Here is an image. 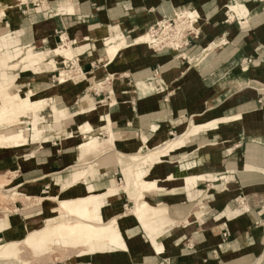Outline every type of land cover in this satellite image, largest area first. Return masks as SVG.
<instances>
[{
    "label": "crops",
    "instance_id": "obj_1",
    "mask_svg": "<svg viewBox=\"0 0 264 264\" xmlns=\"http://www.w3.org/2000/svg\"><path fill=\"white\" fill-rule=\"evenodd\" d=\"M177 14L192 25L179 46H152L146 33ZM0 83V101L15 84L46 105L33 114L36 138L30 117H19L23 135L0 130L18 142L0 148V189L11 180L19 199L33 200L0 209V246L47 253L68 218L57 199L82 197L98 224L95 252L48 264H264V0H0ZM179 136L186 144L161 163L125 171L134 184L149 172L160 190L145 199L165 206L140 225L118 190L126 177L115 152L146 153Z\"/></svg>",
    "mask_w": 264,
    "mask_h": 264
},
{
    "label": "rangeland",
    "instance_id": "obj_2",
    "mask_svg": "<svg viewBox=\"0 0 264 264\" xmlns=\"http://www.w3.org/2000/svg\"><path fill=\"white\" fill-rule=\"evenodd\" d=\"M176 17L178 19H176L175 25L170 26V24H168L166 22H161L160 23V27H161L160 30L158 28H156V29H154V31L152 30V31L146 33L149 36V38L152 39V43H153L152 46L160 47L161 45H164V44L167 45L168 42L170 43V44H168L169 46H173V47L179 46V42H180V39H181L184 31L187 28H190L192 25H188L184 22V20L187 19L186 17L180 18V14L176 15ZM188 20H190V19H188ZM166 27H168V28H166ZM157 30H159V31L156 34H154V32ZM153 36H154V39L152 38ZM3 51L4 50L2 48L1 53ZM69 54H70V57H72V53L70 52V50H69ZM24 60H25V58H24ZM26 61H28V60H25L23 63H27ZM30 63H32V62H29L27 64H30ZM65 78H63L61 80V82H64ZM0 85H1V83H0ZM14 89H15V84L11 89H8L7 95L4 98L5 102L11 98L12 104L11 103H9L11 105L6 104L9 108L7 107L8 110L4 111L0 116V126H1L0 130L3 128H6V127L9 128L10 126L15 127L14 129H16V130L19 129V126H21V122L19 120V117H21V118L22 117L33 118L32 123L34 125V123L36 121L34 115H36V112L42 108H44L43 111H45L46 105H44V106L42 105L44 103L39 104V105L36 104L38 102H44V101H40V100L33 98L32 106L28 108L24 104L23 97L17 98L15 96V95L20 94V93L19 92H15V93L12 92ZM8 94H9V96H8ZM43 111L39 112L38 115L41 116V113ZM44 121H45V118L41 117V120H39V123L44 122ZM8 122H11V123L7 124ZM2 124H6V125L2 126ZM81 130H84V128H82ZM19 131H21L20 135H23L24 130L19 129ZM27 134L29 135L30 133L27 132ZM1 136H0V145H1L0 148L8 147V144L10 141L13 142V144L15 146H18V142L16 141V137H13V136L10 137L9 134H7V133H5V136H2V137ZM39 141L40 140H38L36 142H39ZM96 141L99 142V140L97 138H94V142H96ZM2 144H5V146H2ZM168 146H169V142L164 144V146H162V147L155 148V149H149L148 152H146V153H140L137 155H129V156H125L120 152H118V153L115 152V155L117 156L121 166L124 168V173H125V177H126L125 183L122 186H119V189L118 188H116V189L121 190V191H125L129 195L130 200H132L133 196H136V191H137V187H138L140 179L138 180L136 177H134L135 181L137 182V183L135 182V184H134V182H132V178H129L128 176H126L127 172H125V171L136 172L139 169L140 164H144V166L149 167L148 170H150L154 165L161 163L162 159L172 152V150L168 149ZM132 167H135V169H132ZM92 169H93V166H92V168L88 167L86 169L85 174L81 173L79 175L80 180L85 178L90 173V171ZM79 172H81V171H79ZM78 174L79 173L76 172L74 179H73L71 185H69V186H72V185L77 183V182H75V179H76L75 177ZM146 174H147V172L144 173L145 176H146ZM5 180H7V179L5 178ZM127 186H129V187H127ZM4 188L7 191L4 190L3 188L0 189V209L11 211V207L14 206V204L19 200L23 201L26 204V206H30L32 204L33 200L31 198L19 199V197L16 195L17 192L15 190H13L15 188H14V183L11 180H9L8 185H6ZM97 197H98V195L91 194L89 197L90 199L88 198L87 201L94 200ZM44 200L45 199H41V200H38V202H43ZM77 201H78V203L75 202L71 208L70 207L61 208L59 206L58 210L64 211L71 218L75 214V212L78 211L79 207H80V209H83L85 207V206H83V207L81 206L82 203H84V200L82 199V197H79ZM154 210L155 209H153L150 206L146 215L148 213H149L148 215L153 214ZM160 211L161 210H156L154 212L155 215L153 217H156L158 214H160ZM64 219H65V217H64ZM87 219H88V217H87ZM147 220L148 219L144 220V222H142L140 225H144ZM65 221L66 220L62 221L59 225H57L55 227L60 232V236L55 235L53 237V239L50 240L49 243H51V247H50L49 251H48V249L46 250L47 253L35 254L31 251L30 245L27 244L25 246L22 242H20V243H16V244L19 245V248L22 251V254L20 256V258L22 260L20 262H13V263L6 262V263H2V264H25V262H28L29 264H48V263H52L53 258H56V257H59L61 260H66L69 256L76 255V253H77V255H82L83 249H89L90 253H94L95 250H94V248L92 249L91 247H92V242L95 239L93 233L98 230V224L95 225L93 221H91V223H90L88 220L87 221L85 220L86 221V222H84L85 225H82V223H79L77 221H75V222L70 221L66 225V224H63ZM89 230L91 232V237L88 233ZM84 232H87L88 234H85ZM44 235L45 234H39V237H44ZM84 235H87V237H84ZM83 239H85V241H83ZM89 240L91 243H88ZM2 243H0V244H2ZM80 250H81V252H80ZM76 251H78V252H76Z\"/></svg>",
    "mask_w": 264,
    "mask_h": 264
},
{
    "label": "bare ground",
    "instance_id": "obj_3",
    "mask_svg": "<svg viewBox=\"0 0 264 264\" xmlns=\"http://www.w3.org/2000/svg\"><path fill=\"white\" fill-rule=\"evenodd\" d=\"M178 15V14H177ZM193 21H195V17L192 18ZM172 26V25H170ZM168 28V27H166ZM155 29V28H154ZM153 29V31H154ZM161 29L160 27V24H159V30ZM159 30L155 31L154 34H156ZM119 49L117 48H114L113 50V53H117ZM55 54H58V55H61V56H64L66 57V59H69L71 58L70 57V54H69V50L66 49V48H58L56 51H55ZM20 56L19 55H16V56H12V57H9L7 58V61L8 62H11L13 63V61L17 60ZM23 57V56H22ZM24 60V57L21 58V60L19 62H22ZM17 62V63H19ZM67 76V75H66ZM86 78V77H85ZM29 92V91H28ZM35 95V94H34ZM17 98L18 97H23L24 99V104L29 108L32 106V101H33V93L32 92H29L27 93V95H22V94H17L15 95ZM7 105L5 104V101L2 100L0 101V116L1 114L8 110L7 109ZM9 108V107H8ZM206 125V124H204ZM198 126H202V124H193L192 125V132L193 130L197 129ZM31 134H29V136L34 139L36 138L37 136H39L40 134H42V131L39 129V127L37 126H32V129H31ZM109 132H111V128L109 129ZM112 133V132H111ZM110 133V134H111ZM113 141V138H112V134H111V142ZM7 142V141H6ZM186 143V139H184V137H176L174 140H171L169 141V146H168V149L172 150V151H175L176 149L180 148L181 146H183L184 144ZM7 144V143H6ZM1 146V145H0ZM2 146H5V144H2ZM164 146V145H163ZM162 147V146H160ZM149 173L146 174L145 177L141 178L139 180V184H138V187H137V191H136V196H133V203H135V208L134 210H132L131 214H133L137 221L139 222V224H141L142 222H144V220H146L147 218H149L148 214L146 215L147 211L149 210V203L146 201L145 199V194L146 193H149V192H158L160 189L158 187V184L157 182H149L146 180V177L148 176ZM169 178V177H168ZM174 178V177H173ZM181 178V177H180ZM187 178V177H186ZM172 179V178H170ZM169 179V180H170ZM124 181V180H123ZM129 187V186H127ZM112 192V189H109V190H105V191H102V192H98L97 194H101V193H110ZM95 195V194H94ZM147 198V197H146ZM80 201V200H79ZM78 203V201H72L71 199H57V205H59L61 208H68V207H72L74 203ZM83 207V203L81 205ZM165 206L163 204H160L158 207H155L153 209H162L164 208ZM154 212V211H153ZM89 215L88 211L86 210V208L84 207L83 209H78L77 212H75V214L70 218V216L68 215V218L66 219V221L63 223V224H68V222L72 221V222H79V223H82V225H85L84 222H86L88 219H87V216ZM86 220V221H85ZM89 221V220H88ZM91 222V221H89ZM105 225H108V226H118V221L117 220H113L112 222L108 223V224H105ZM17 249H20L19 248V245H17L16 243H11V244H8V245H3L0 247V260L2 259H5V256L8 255V254H11L13 253L14 251H16ZM19 255V254H18Z\"/></svg>",
    "mask_w": 264,
    "mask_h": 264
},
{
    "label": "built area",
    "instance_id": "obj_4",
    "mask_svg": "<svg viewBox=\"0 0 264 264\" xmlns=\"http://www.w3.org/2000/svg\"><path fill=\"white\" fill-rule=\"evenodd\" d=\"M170 25H172V24H170ZM156 28L159 29V24H158V26H157ZM156 28H155V29H156ZM122 182H123V178L120 179V183H122Z\"/></svg>",
    "mask_w": 264,
    "mask_h": 264
}]
</instances>
